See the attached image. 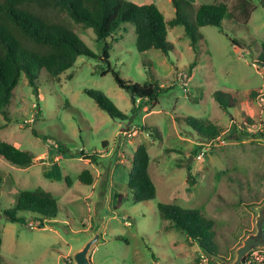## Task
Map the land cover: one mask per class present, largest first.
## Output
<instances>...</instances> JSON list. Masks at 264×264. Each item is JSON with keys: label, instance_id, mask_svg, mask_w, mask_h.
<instances>
[{"label": "rangeland", "instance_id": "374dc122", "mask_svg": "<svg viewBox=\"0 0 264 264\" xmlns=\"http://www.w3.org/2000/svg\"><path fill=\"white\" fill-rule=\"evenodd\" d=\"M128 1L153 2L165 19L174 15L170 0ZM191 1L223 2L235 18L245 20L233 8L238 0ZM250 2L245 23L224 18L221 28L200 27L198 54L183 26L168 29L167 40L175 48L168 55L159 49L139 52L130 24L107 39L109 65L122 79L138 84L154 80L166 87L152 108L134 104L112 72L101 75L107 68L101 42L91 28L62 15L97 57L78 56L73 67L58 77L41 70L36 93L24 75L14 89L8 106L11 120L0 129V141L31 152L34 158L23 167L0 157L5 178L0 190L1 264H74V253L95 234L99 238L90 251L93 264L234 261L243 239L256 231L258 208L264 203V100L258 96L264 89V74L256 63L264 41V0ZM194 60L197 64L188 77ZM143 61L151 62L150 70ZM84 89L102 92L127 119H111ZM217 90L230 93L235 104L221 109L213 97ZM251 91L258 93L252 97ZM176 116L209 119L224 127V134L209 144ZM0 122L4 123L1 115ZM242 124L254 125L247 129L250 134L228 139L234 126ZM155 128L161 139L152 137ZM139 143L149 153L156 196L136 203L126 184L130 158ZM201 151L205 154L199 160ZM81 152L93 156L86 159ZM84 169L91 172L92 184L79 181ZM36 187L57 199L56 218L42 220L24 213L21 220L8 221L2 211L14 205L17 191ZM158 202L198 208L211 218L217 254L208 256L162 218ZM261 249L257 251L264 255ZM254 263L263 264L259 259Z\"/></svg>", "mask_w": 264, "mask_h": 264}, {"label": "trees", "instance_id": "16d2710c", "mask_svg": "<svg viewBox=\"0 0 264 264\" xmlns=\"http://www.w3.org/2000/svg\"><path fill=\"white\" fill-rule=\"evenodd\" d=\"M170 2L174 15L165 19L153 2L137 4L128 0H0V115L4 118V123L0 122V129L6 127L11 120L8 106L22 75L36 93L41 70L51 77H58L73 67L78 56L97 57L66 23L63 14L74 23L91 28L96 40L101 42V59L107 62V68L100 71L101 75L112 72L117 85L129 93L134 104H149L152 108L158 102L160 91L166 87L154 80L138 84L122 79L109 65L108 38L119 35L126 30L125 24H130L136 35V48L139 52L159 49L164 55H168L175 49L173 43L167 40L168 29L183 26L184 36L189 39L191 47L198 54L202 39L200 27L212 25L221 28L224 18L245 23L252 9L250 0H238L233 8L245 19L240 21L223 2ZM233 44L235 45L236 41L233 40ZM260 51L256 63L261 65L264 64V41L260 44ZM147 62L143 61V66L150 70L151 62ZM196 64V60L190 63L188 77ZM68 77H71V74ZM84 93L111 119H127L126 114L99 90L84 89ZM257 93L258 91L250 92L252 97ZM213 97L223 110L235 104V98L224 90L215 91ZM176 121L189 127L202 141H215L225 131L224 127L206 118L176 116ZM246 128L243 124L239 128L234 126L226 136L228 139L247 136L250 132ZM144 129L151 134L146 126ZM154 132L152 137L161 139L157 128ZM81 155L86 159L93 156L83 152ZM0 157L14 165L26 167L33 163L34 155L16 145L0 141ZM149 160L145 144H137L130 158L126 184L136 203L152 200L156 196V187L148 171ZM78 178L83 184L93 183L92 174L88 169L82 170ZM4 179L0 171V190ZM157 208L162 218L169 220L174 228L196 242L205 254H217L214 222L200 209L183 208L163 202H158ZM57 212V199L42 187L18 190L14 205L2 211L10 222L21 220L24 213L37 215L42 220H51L56 218ZM246 259L247 257L243 258L244 263ZM1 261L0 255V264ZM183 264H199V260Z\"/></svg>", "mask_w": 264, "mask_h": 264}, {"label": "water", "instance_id": "95a60500", "mask_svg": "<svg viewBox=\"0 0 264 264\" xmlns=\"http://www.w3.org/2000/svg\"><path fill=\"white\" fill-rule=\"evenodd\" d=\"M99 235L95 234L88 240L84 246L78 249L73 256L74 264H93L90 258V251L93 244L98 240ZM264 248V203L258 208L256 217V231L246 236L242 245L236 251V257L233 262H221V264H243L244 256L251 250Z\"/></svg>", "mask_w": 264, "mask_h": 264}, {"label": "built area", "instance_id": "2783aa9c", "mask_svg": "<svg viewBox=\"0 0 264 264\" xmlns=\"http://www.w3.org/2000/svg\"><path fill=\"white\" fill-rule=\"evenodd\" d=\"M258 67H259V69H260V72H261L262 74H264V64H261V65L258 64ZM263 88H264V86H263ZM258 96H260L259 99L264 100V89H263V90H260ZM253 126H254V125H253ZM253 126H252V127H251V126H247L246 129H248V130H252V129H253ZM216 142H217V141L215 140V141H210V142H208V143H209V144H211V143H214V144H215ZM204 154H205L204 151H201V152L196 156V158L200 160V158H202V157L204 156ZM200 256H201L202 258L204 257L203 254L200 255ZM245 257H247V259H246V262L243 263V264H255V263H254V260H256V259H259V261H262L263 264H264V255H263V254H259V251H257V249L249 251V252L245 255ZM203 260H204V259H203ZM251 261H253V262H251ZM199 264H207V263L204 261L203 263L199 262Z\"/></svg>", "mask_w": 264, "mask_h": 264}, {"label": "crops", "instance_id": "0c3cea01", "mask_svg": "<svg viewBox=\"0 0 264 264\" xmlns=\"http://www.w3.org/2000/svg\"><path fill=\"white\" fill-rule=\"evenodd\" d=\"M261 250H264V249H261Z\"/></svg>", "mask_w": 264, "mask_h": 264}]
</instances>
